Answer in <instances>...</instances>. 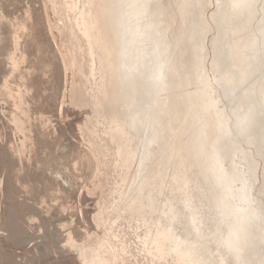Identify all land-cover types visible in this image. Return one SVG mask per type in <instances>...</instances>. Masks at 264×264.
I'll list each match as a JSON object with an SVG mask.
<instances>
[{
    "label": "rangeland",
    "instance_id": "374dc122",
    "mask_svg": "<svg viewBox=\"0 0 264 264\" xmlns=\"http://www.w3.org/2000/svg\"><path fill=\"white\" fill-rule=\"evenodd\" d=\"M10 1L13 0H8L10 10H13L11 5L14 2ZM105 1L34 0L62 66L61 77L64 84L61 87L62 95H56L59 102L54 96L53 103L47 102V108L39 112L40 124L49 130L48 135L55 142H59L68 133L70 137L72 135L74 139H78L83 155L90 160L92 170L85 165L79 168L73 162L70 164L72 180L75 182L77 179L76 186L69 187L73 190L67 189L65 181L60 178L56 182L58 184L55 183L48 191L52 199L47 196V192H40L35 198H31L37 209L31 208V219L34 223H43V226H40L38 233L41 237L30 240L25 229L12 222L14 203L11 199L9 174L5 171L0 152V252L3 255L11 253L15 264L22 260L25 264H204L197 253L191 252V256L184 254L185 246L179 243L176 231L185 217L190 222L192 219L196 220L194 226L201 234L209 235L213 230L214 236L227 235V219L222 220L218 209L207 202L209 196L220 193L219 177L213 172L196 173L198 165L192 157L191 161L184 158L186 166H180L179 149L191 140L199 127L198 123H191L186 118L179 124L181 134L176 142L171 138V141L162 143L160 137L154 138L151 131L148 149L152 150L144 148L141 153V145L127 110V105L132 100V89L124 81L120 69H117L120 90L125 100L115 102L112 99V93L116 91L115 77L112 75L114 60L109 49L112 35L107 33L106 21L103 19ZM227 1L193 0L190 6L193 12L184 18L181 17V5L177 0H139L146 5L147 11L146 15L136 19L129 16L128 10L130 4L131 7H136L138 3L119 0L124 12L122 20L126 39L132 35L130 31L136 24L151 27L158 23L164 25L155 16L157 11L162 10H157L161 5L167 20L174 21L176 28L173 37L181 30V37L188 39L184 57L191 68L192 81L175 89L171 95L185 99L190 93L210 86L213 82L209 80L213 75L211 69L219 76L221 67L226 62L238 61L236 51L240 52L241 69L234 68L226 81L221 80L214 85L211 95L217 101L212 113L221 119L227 117V122L224 120L223 129H216L214 140L210 142H213L214 161L233 178L236 199L246 189L253 197L246 203H239L246 204L245 207L249 210L261 215V218L250 222L253 228H257V239L252 245V252L248 253V248H242V245H238L236 251L241 257H245V253L250 254L247 257L250 261L245 260L244 263L243 260L242 264H264V35L259 32L264 30V0H235L230 5H227ZM236 10L241 14L242 20L238 24L236 22L240 20L239 17L237 21H227L230 29L222 37L221 32L216 31L222 22L221 18L228 11L234 13ZM210 21L213 28L203 32ZM195 22L199 29L191 33V25ZM236 25H241L240 31ZM116 37L118 48V34ZM213 40L215 42L211 46ZM184 43L183 40L181 44ZM153 46L152 40L130 46L127 53L124 51L122 55L123 61L130 66L139 57L132 54L136 47L140 49L142 56ZM173 51H169L173 54L170 66L184 67L185 59L180 58L179 50L176 48V52ZM213 57L220 61L218 68L210 67ZM248 58L251 59V66L245 63ZM15 60L16 57L13 58V64H20ZM251 69L256 71L247 78ZM130 77L133 80L140 79L138 73ZM202 78H206L207 82H202ZM230 78L243 84L233 88ZM12 83L7 76L5 84L10 88L9 92L14 94L13 85H9ZM22 90L23 88L19 90L20 93L25 91ZM138 92L137 104H141L145 94L143 89ZM166 95L167 91L159 94L161 98ZM0 99L1 121L2 108L5 109L2 104H6L7 100ZM22 104L27 106L24 107L25 115L19 117V138L24 137L22 140L18 138L19 143L14 146L15 154L19 157L25 155L27 147L32 146L28 132L31 123L29 102ZM198 105L199 101L193 102L191 108L194 112L198 111ZM13 114L15 116L16 111ZM203 122L207 134V140L204 137V147L209 153L210 124L208 119ZM22 125L26 128L28 137L25 136ZM160 142L164 149H161ZM29 153V163L25 166L35 170L40 161L34 159L32 149ZM253 161L254 167H251ZM207 162L208 154L204 157V163ZM179 174L186 178L184 187L175 180V176ZM185 204L189 208H183ZM234 244L231 241V245L235 246ZM50 245H55L56 250L59 248L61 253L57 250L60 253L58 259ZM44 246L48 247L50 253L42 257V252L45 253ZM219 249L221 252L225 251L224 246ZM29 257L35 259L28 261ZM213 257L215 264H233V261H226L228 257L221 253L215 252Z\"/></svg>",
    "mask_w": 264,
    "mask_h": 264
},
{
    "label": "bare ground",
    "instance_id": "6f19581e",
    "mask_svg": "<svg viewBox=\"0 0 264 264\" xmlns=\"http://www.w3.org/2000/svg\"><path fill=\"white\" fill-rule=\"evenodd\" d=\"M164 1L168 0H163V2ZM177 1L180 2L181 5V17L186 18L190 13L193 12L190 10L193 0ZM234 1L235 0H228L227 5L233 4ZM13 2L11 6H13L14 9L12 8L13 10H10L8 0H0V98H5L7 100L6 104H2L5 106V109L2 108L3 116L2 120L0 121V152L5 166V171L9 174V180H7L9 181V187L11 189V199L14 203V208L12 210V222L17 227L24 228V232H27L28 235H30V240H34L41 237L38 233L40 232V226L43 223H34V221L31 219V208L35 207V210H37L36 205L31 201V198H35L40 192L48 193L50 188L58 180H60V178L63 179V182L65 181L67 189H69V187L71 188L76 186L75 183L77 179L76 181L74 180L75 182H73V174L71 171L72 167L70 164L75 162L74 164H78L79 168H81V165H85L88 169L91 168V164L90 160L87 159V156L83 155L81 143L78 141V139H74V136L72 135L70 137V134L68 133L67 136H63L59 142H55L49 137V130L43 128L40 124L39 112L43 109H46L48 103H51L53 99L58 97L56 95H60L63 91L61 89L62 85L64 87L61 77V75H63V69H61L62 66H60V61L58 62L56 57L57 52L54 50V45L48 33V28L45 27L44 22L42 23V15L40 16V11H37L34 0H13ZM131 3H138V5H136V7H131L130 4L128 10L130 17L139 19L146 15L147 9L144 3L139 2V0H132ZM115 5L116 6H114V8L116 7L115 16L119 43L117 48V69L122 71L124 81L129 86H131L132 89V100L130 103H128L127 110L131 116V123L134 130L136 131L142 153L144 148H146L147 151L152 150V148L148 149V144L152 138V136H150L151 131L153 137L155 138L156 136H159L161 142L163 143V141H171V138L173 139L175 135V131L178 130L175 124L174 130L170 131V119L168 114L174 107L172 103L174 98L185 100L181 96L173 94L171 95V92L191 82V68L184 57V49L188 39L181 37V30H179L173 37L174 28L176 27H174V23H171L172 21L167 20V15L162 7L163 5L157 8V10H162L157 11L155 16L159 18L161 22L164 23V25L158 23V25L152 24L154 27H151L145 24H136L130 31L132 35L126 39L122 20V14L124 13L123 7L119 0H115ZM228 9L229 8L227 7V10ZM238 17L240 20L236 22L237 24L242 20L239 11L236 10L234 13H230L228 11L226 15L221 18L222 22L220 26L216 28V31H220L222 37L226 36L230 29L226 22L233 19L236 20ZM236 26L238 28L237 30H241V25ZM210 28H213L211 21L209 22L208 27L204 28L202 31L207 32ZM197 29H199V27L195 22L191 25L190 32L192 33L194 30L197 31ZM259 32L264 35V30ZM144 40H152L154 46L146 51L145 54H143L145 56H141L139 53L140 49L136 47L132 54L135 57L139 56L138 60L130 66H128V64L126 65V61H123L122 58L124 51L127 53L130 46L139 44V42ZM183 40L185 43L181 44ZM214 42V40L211 41V46L214 44ZM176 48L179 50L180 58L185 59L184 62L186 65L184 67L182 65L179 67L176 66L174 68L170 66L169 62L171 61L170 59L173 54H171L169 51H173L175 53ZM236 52L239 56L237 62H226V64L221 67L219 76H216L214 71L210 68L213 75L211 78H209V80H213V82L210 83V86L205 87L201 91L190 93L188 98L191 107L194 101H199V105L197 106L198 111L195 114L196 119L193 118V115L190 119L191 123H198L199 127L196 129L192 137V139L195 140L194 146L192 148L193 156H182V162L180 161V166H186V163L183 162L185 161L184 158H189L188 160L190 161L193 158L195 161H197L198 165L196 173L207 174L209 172H213L214 175L219 177L218 181L220 185V193L209 196L207 202H209L212 207L218 209L222 220L225 218L227 219L225 222L228 228L227 235L223 237L219 235L214 236L213 230L209 235L206 233L201 234L194 226L196 220L192 219L191 223L183 216L184 218L181 221L180 228L176 231L179 243L185 246L186 250L184 254L191 256V252H195L202 258V263L204 264H215L213 257L215 252L221 253L225 257H228V260L226 261L229 263L230 261H233V264H242L243 260L244 263L245 260L250 261V259L247 258L250 254L245 253L246 256L241 257L240 254L237 253L236 249L238 245H242V248H248V253L252 252V245L257 239V228H253L250 222L261 218L259 212H256L252 209L249 210L247 207H245L246 204L239 203H246L245 201L253 197L249 191L245 189L246 192L243 193L241 197L236 199L233 192V178L214 161L213 142H210L211 140H214L213 134L215 133L216 129H223V122H227V117L225 119H221L219 116L212 113V108L216 106L217 99L216 97L213 98L211 94L214 89V85L219 84L221 80L226 81L227 76L230 75L234 68L238 70L241 69V55L238 50ZM227 54L230 55V51L227 50ZM15 57V61L20 62V64H13V58ZM219 62L220 61L216 59V57H213L210 67L212 66L213 68H218ZM245 63L248 66H251V59H246ZM255 71L256 70L252 69L249 70L247 73V78L251 77ZM135 73L139 74L140 79H131L130 76ZM7 76H9L13 82L9 85H13L12 89H14L15 95L12 92L11 93L13 95H11L9 92L10 88L5 84ZM206 80V78H202V82H207ZM230 80L233 82V88H237L243 84L242 82L235 81L233 78H230ZM22 88L25 91L20 93ZM141 89L144 91L145 99L143 103L140 104L139 102V104H137L138 99L136 94ZM156 91H159V93ZM162 91H167V95L163 98L159 96ZM54 96L56 97L53 98ZM56 100L59 102L60 99L57 98ZM22 102H29V120L31 123H29L28 132L30 134L29 142L32 144V146L27 147L25 155L19 157L15 154L14 146L19 143L18 138L21 135L19 117L25 115L24 107L27 106V104L24 106ZM191 107L189 114L192 111ZM14 111H16L17 114L12 116L14 115ZM206 114H208L207 117ZM204 119H208L210 124L209 143L211 152L208 151L209 153H207V150H205L204 147V137L205 139L207 137V134L205 133L206 127L203 124ZM22 126L24 127V125ZM24 130V133L26 134L25 127ZM27 135L28 134L25 136ZM178 137L174 139V142L178 140ZM26 140L28 141V138H26ZM162 143L161 149H164V145H162ZM25 144L27 145V142ZM165 145V147H167V142ZM31 149L34 153V159L40 161V163L37 165L38 167L35 170H31L29 167H26V164L29 163V156L31 155L29 150ZM180 150H185V148H180L179 151ZM244 150L242 152H244ZM207 154L208 162L204 163V157L207 156ZM252 166L254 167V161L251 162V167ZM74 174L76 173L74 172ZM175 180L180 186H186V178L183 175L179 174L178 177L175 176ZM69 190H73V188ZM47 196L50 197V194L48 193ZM50 199L52 198L50 197ZM182 207L187 209L189 208V205L185 204ZM17 240L19 242V239ZM231 241L235 243V246L231 245ZM38 243L40 244V241ZM257 244L258 242L256 245ZM54 246H51V250L54 254H56V259H58L61 252L58 250V248L57 250L60 252L59 253ZM221 246H224V252L220 251L219 248ZM60 249L62 250V247H60ZM44 252L45 253L42 252V257H44L45 254L50 253L48 247L44 246ZM2 253L0 252V264H15L11 253H7L5 255ZM77 254L79 255V253ZM34 259L35 258L29 257L28 261H32ZM16 261L17 260H15V262ZM17 263L25 264L23 260L22 262L17 261L16 264Z\"/></svg>",
    "mask_w": 264,
    "mask_h": 264
},
{
    "label": "water",
    "instance_id": "95a60500",
    "mask_svg": "<svg viewBox=\"0 0 264 264\" xmlns=\"http://www.w3.org/2000/svg\"><path fill=\"white\" fill-rule=\"evenodd\" d=\"M115 5V0H106L105 1V6H104V12H103V19H105L106 21V30L107 33H111L112 37L110 39V50L112 52L113 55V60H114V66H113V75L115 77V83H114V89H116V91H114L112 93V99L116 102V101H124L125 100V96L124 94H122L121 90H120V83H119V75H118V62H117V37L116 35L118 34V30H117V23H116V7L114 8ZM173 20V19H172ZM171 20V21H172ZM174 21H172L171 23H173ZM192 81V79H191ZM189 95L186 96L185 100H180L179 98H174L172 103L174 105V107L172 108V110L169 112L168 117L170 119L169 124H170V131L174 130V125L176 124V127L178 128V130L175 132V135L173 137V140L175 138H177L181 132L179 130V124L182 123V119L186 118V119H191V116L193 115V118H195V114L197 112H194L193 110L190 112V104H189ZM168 119V120H169ZM167 120V123H168ZM193 122V121H192ZM194 141L192 138L191 140L185 144L183 147L181 148H185V150H180L179 151V155L182 157L185 155H191L192 154V148L194 146ZM184 151V152H183ZM197 162V161H196ZM198 167V166H197ZM200 169V168H199ZM178 177V176H176ZM190 246V243H189Z\"/></svg>",
    "mask_w": 264,
    "mask_h": 264
}]
</instances>
